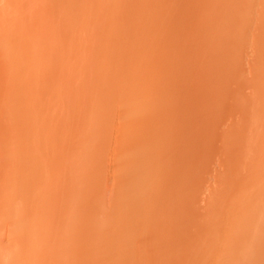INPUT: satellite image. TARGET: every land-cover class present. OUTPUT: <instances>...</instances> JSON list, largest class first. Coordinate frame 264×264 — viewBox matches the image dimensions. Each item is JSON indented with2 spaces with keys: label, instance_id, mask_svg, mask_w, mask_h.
<instances>
[{
  "label": "rangeland",
  "instance_id": "374dc122",
  "mask_svg": "<svg viewBox=\"0 0 264 264\" xmlns=\"http://www.w3.org/2000/svg\"><path fill=\"white\" fill-rule=\"evenodd\" d=\"M263 241L264 0H0V264Z\"/></svg>",
  "mask_w": 264,
  "mask_h": 264
},
{
  "label": "bare ground",
  "instance_id": "6f19581e",
  "mask_svg": "<svg viewBox=\"0 0 264 264\" xmlns=\"http://www.w3.org/2000/svg\"><path fill=\"white\" fill-rule=\"evenodd\" d=\"M110 211H111V210H110ZM262 214H263V213H262ZM262 214H261V215H262ZM261 227H262V226H261ZM246 233H247V232H246ZM105 238H106V237H105ZM263 242H264V241H263ZM248 244H249V243H248ZM258 244H259V243H258ZM258 244H257V245H258ZM253 245H254V244H253ZM263 246H264V245H263ZM258 247H259V246H258ZM257 249H258V248H257ZM20 250H21V249H20ZM259 251H260V250H259ZM259 251H258V252H259ZM23 256H24V255H23ZM252 258H253V257H252ZM233 261H234V260H233ZM251 264H252V263H251Z\"/></svg>",
  "mask_w": 264,
  "mask_h": 264
}]
</instances>
